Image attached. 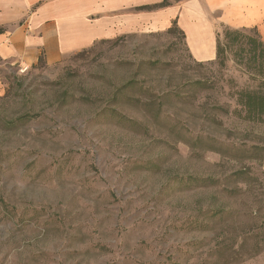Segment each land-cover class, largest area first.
<instances>
[{"label": "rangeland", "instance_id": "obj_1", "mask_svg": "<svg viewBox=\"0 0 264 264\" xmlns=\"http://www.w3.org/2000/svg\"><path fill=\"white\" fill-rule=\"evenodd\" d=\"M213 1L54 64L0 62V264H264V123L236 99L259 81ZM200 11L223 65L185 32Z\"/></svg>", "mask_w": 264, "mask_h": 264}, {"label": "crops", "instance_id": "obj_2", "mask_svg": "<svg viewBox=\"0 0 264 264\" xmlns=\"http://www.w3.org/2000/svg\"><path fill=\"white\" fill-rule=\"evenodd\" d=\"M163 0H0V62L30 67L49 64L91 47L99 40L135 33L147 26L164 30L190 15L183 0L157 8ZM224 13L221 23L253 29L264 17L259 0H214ZM185 32L199 59L217 56L219 28L200 12L193 13ZM197 17V18H196Z\"/></svg>", "mask_w": 264, "mask_h": 264}, {"label": "trees", "instance_id": "obj_3", "mask_svg": "<svg viewBox=\"0 0 264 264\" xmlns=\"http://www.w3.org/2000/svg\"><path fill=\"white\" fill-rule=\"evenodd\" d=\"M168 5H170L168 0H164L156 7ZM174 23L176 24V22ZM246 31V29H226L224 38H231L234 44L239 45L237 56L241 57V62L245 63L252 78L259 81L257 89L238 91L236 93L237 103L244 110L246 119L264 123V41L259 37L255 28L248 30L249 32ZM220 38L218 32L216 60L223 65L227 46L222 44Z\"/></svg>", "mask_w": 264, "mask_h": 264}, {"label": "built area", "instance_id": "obj_4", "mask_svg": "<svg viewBox=\"0 0 264 264\" xmlns=\"http://www.w3.org/2000/svg\"><path fill=\"white\" fill-rule=\"evenodd\" d=\"M27 69H28V67H21V68H20L21 71H25V70H27Z\"/></svg>", "mask_w": 264, "mask_h": 264}]
</instances>
